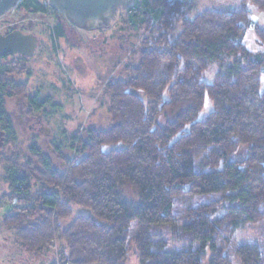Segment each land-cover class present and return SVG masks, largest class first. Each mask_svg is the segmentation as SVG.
Masks as SVG:
<instances>
[{
    "label": "trees",
    "instance_id": "trees-1",
    "mask_svg": "<svg viewBox=\"0 0 264 264\" xmlns=\"http://www.w3.org/2000/svg\"><path fill=\"white\" fill-rule=\"evenodd\" d=\"M150 2L160 11L156 37L144 38L135 63L106 82L108 120L70 136L74 156L65 159L64 171L35 144L33 169L27 158L18 164V154L6 161L9 198L22 206L5 213L2 225L15 230L24 250L41 253L62 239L63 260L71 264H126L131 242L137 264H231L219 247L224 234L264 216V25L246 7L264 12V0H240L237 8L204 9L191 18L186 0ZM16 7L53 10L37 0ZM179 15V31L169 34ZM151 22L149 16L141 21ZM248 28L262 50L245 45ZM54 30L61 36L59 26ZM214 63L218 69L207 83L202 73ZM6 67L0 59V131L8 144L16 131L4 98L16 87L5 79ZM206 97L213 109L198 119ZM46 103L35 98L31 106L41 110ZM53 153L63 157L58 143ZM209 194L219 201L190 208L182 222L174 219L177 198ZM73 206L87 213L74 215ZM162 227L184 244L169 248ZM235 255L241 264H264L257 243L239 245Z\"/></svg>",
    "mask_w": 264,
    "mask_h": 264
},
{
    "label": "rangeland",
    "instance_id": "rangeland-1",
    "mask_svg": "<svg viewBox=\"0 0 264 264\" xmlns=\"http://www.w3.org/2000/svg\"><path fill=\"white\" fill-rule=\"evenodd\" d=\"M47 3L48 0H37ZM142 4L135 14L127 8H118L109 26L96 29H80L73 26L63 13L55 9H48L46 13H25L18 7H13L0 16V23H13L23 16L24 27L40 38V44L35 52L28 58L13 56L6 63L8 73L6 78L13 80L15 85L22 81V86H16L15 94L9 98L5 96L4 107L10 115L16 138L8 144L4 135L0 134V264H63V254L66 250L62 239L54 241L53 245L41 253L29 252L22 248L15 237V230L2 225L5 213L16 206H22L9 198L10 190L5 180L6 161L14 158L22 165L27 158L34 168L38 165L36 157L31 153L30 146L34 144L44 153L49 154L53 165L61 171L65 169V159L72 158L74 151L70 148L69 138L72 134H80L85 128L103 127L107 120L108 93L106 82L118 74V71L127 64H134L136 53L146 37H156L155 21L160 17V11L152 8L150 0H141ZM186 17H193L204 9H233L240 6V0H186ZM49 5V4H48ZM252 18L264 25V12L253 5H246ZM51 8V7H50ZM139 10L148 11L139 14ZM149 16L153 22L141 23ZM182 17L174 16L169 34L179 31V22ZM135 21V23H133ZM57 23H65V35L59 38L52 36ZM71 24V25H70ZM138 24V25H137ZM78 36L80 41L68 38V29ZM55 31V30H54ZM245 45L252 51L262 50L257 42L252 28H248L243 39ZM218 69L216 63L202 73V80L212 82ZM264 89V71L260 78V90ZM36 94L38 100H47L43 110V123L50 129V134L27 133V121L17 122L12 116L19 112L22 93ZM137 94L143 97L141 91ZM213 109L212 101L206 97L203 107L198 114V119H203ZM40 111H38L39 113ZM41 114V113H40ZM1 132V131H0ZM4 140V144H2ZM61 146L63 157L53 153L56 144ZM109 146H106L107 149ZM32 190L36 191L38 185L32 181ZM124 194L129 199H136L130 188H125ZM218 194L205 196H181L175 201L174 219L177 222L185 220V215L190 208L200 203L217 202ZM74 215L87 213L82 208L72 207ZM70 219L63 220L60 224L66 225ZM136 222L131 223L132 231ZM161 232L168 239V247H180L184 243L171 239L166 227ZM244 243H257L262 251L264 262V216L253 223H248L232 234H224L219 242L224 252L230 255L231 264H241L235 255V249ZM210 251L206 249V259ZM126 264H137L136 250L130 242Z\"/></svg>",
    "mask_w": 264,
    "mask_h": 264
},
{
    "label": "water",
    "instance_id": "water-1",
    "mask_svg": "<svg viewBox=\"0 0 264 264\" xmlns=\"http://www.w3.org/2000/svg\"><path fill=\"white\" fill-rule=\"evenodd\" d=\"M19 1L0 0V16L15 7ZM132 2L133 0H48L51 8L63 13L67 20L85 30L109 26L117 9L127 8ZM36 45L37 37L32 33L13 30L6 35L0 34V55L19 53L31 56ZM44 130L46 134H50L47 126Z\"/></svg>",
    "mask_w": 264,
    "mask_h": 264
},
{
    "label": "flooded vegetation",
    "instance_id": "flooded-vegetation-1",
    "mask_svg": "<svg viewBox=\"0 0 264 264\" xmlns=\"http://www.w3.org/2000/svg\"><path fill=\"white\" fill-rule=\"evenodd\" d=\"M25 13H28V11H24ZM61 13V12H60ZM135 14V13H134ZM66 18V17H65ZM26 19L25 16H23L21 19L13 22V23H0V34L1 35H6L8 34L9 32L13 31V30H19L21 31L22 33H32L34 34L33 32L31 31H28L23 24H20V25H17L19 22H24ZM67 19V18H66ZM69 21V20H68ZM70 22V21H69ZM73 26L74 24L72 22H70ZM70 24V25H71ZM56 26V25H55ZM57 26H59V30L61 31V36H57L59 38L63 37V35H65V23H57ZM76 26V25H75ZM55 28V27H54ZM79 28V27H78ZM68 29V28H67ZM81 29V28H80ZM68 38L69 39H74L76 41H80V39L78 38V36H76L75 34H73L72 32V29L69 28L68 29ZM36 37H37V45L35 47V50L37 48V46L40 44V38L34 34ZM52 36L54 37L55 36V31L52 29ZM34 50V52H35ZM33 52V53H34ZM13 56H17L19 58H28L29 56H24V55H21L19 53H5L3 55H0V59L6 63L7 59L8 58H11ZM7 64V63H6ZM8 73V66L5 68V79H7L8 81H11L9 80L8 78H6V75ZM12 84L14 85V88L18 85H22V81L18 82L16 85L14 83V81L12 80L11 81ZM17 88V87H16ZM15 89H7V91L10 92V95L8 96L9 98L13 97V95L16 93L15 92ZM21 97H19V102L21 103L20 106H19V112L17 113H13L12 116L15 120H17V122L19 123H23V121H27V133H33L34 132H39V133H43V134H46L45 133V130H44V127L46 125H44L43 123V110H35L32 108L31 106V102L32 100H34L35 98H37V95L34 93V94H26V92L22 93V95H20ZM38 111H40L38 113ZM41 113V114H40Z\"/></svg>",
    "mask_w": 264,
    "mask_h": 264
},
{
    "label": "built area",
    "instance_id": "built-area-1",
    "mask_svg": "<svg viewBox=\"0 0 264 264\" xmlns=\"http://www.w3.org/2000/svg\"><path fill=\"white\" fill-rule=\"evenodd\" d=\"M141 5H143L141 0H133V2L127 7V9H129V12L131 14H134ZM133 23H135V21H133ZM63 264H71V263L69 261H64Z\"/></svg>",
    "mask_w": 264,
    "mask_h": 264
},
{
    "label": "crops",
    "instance_id": "crops-1",
    "mask_svg": "<svg viewBox=\"0 0 264 264\" xmlns=\"http://www.w3.org/2000/svg\"><path fill=\"white\" fill-rule=\"evenodd\" d=\"M146 12V10L145 11H143V13H145Z\"/></svg>",
    "mask_w": 264,
    "mask_h": 264
}]
</instances>
